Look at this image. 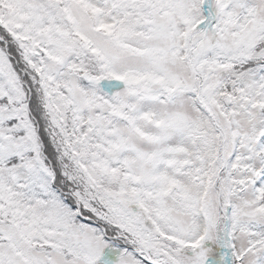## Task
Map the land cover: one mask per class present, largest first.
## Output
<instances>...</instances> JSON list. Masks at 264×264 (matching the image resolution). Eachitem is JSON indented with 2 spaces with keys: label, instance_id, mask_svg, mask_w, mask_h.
I'll use <instances>...</instances> for the list:
<instances>
[{
  "label": "snow or ice",
  "instance_id": "obj_1",
  "mask_svg": "<svg viewBox=\"0 0 264 264\" xmlns=\"http://www.w3.org/2000/svg\"><path fill=\"white\" fill-rule=\"evenodd\" d=\"M0 264H264V0H0Z\"/></svg>",
  "mask_w": 264,
  "mask_h": 264
}]
</instances>
